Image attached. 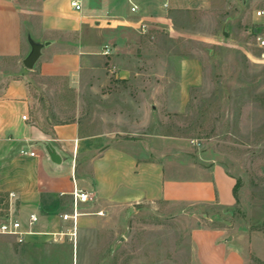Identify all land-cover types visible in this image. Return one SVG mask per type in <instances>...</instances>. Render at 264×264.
<instances>
[{
    "label": "rangeland",
    "instance_id": "1",
    "mask_svg": "<svg viewBox=\"0 0 264 264\" xmlns=\"http://www.w3.org/2000/svg\"><path fill=\"white\" fill-rule=\"evenodd\" d=\"M256 9L264 0H172L168 24L151 23L146 33L116 26L111 42L120 47L96 76H31L42 120L79 117L175 158L222 162L238 181L233 209L162 199L108 207L76 241L18 248L10 240V250L4 240L0 264H199L200 240L199 255L219 264L226 250L200 226L227 229L245 264H264V15Z\"/></svg>",
    "mask_w": 264,
    "mask_h": 264
},
{
    "label": "crops",
    "instance_id": "2",
    "mask_svg": "<svg viewBox=\"0 0 264 264\" xmlns=\"http://www.w3.org/2000/svg\"><path fill=\"white\" fill-rule=\"evenodd\" d=\"M71 1L0 0V221L18 220L22 231V240L19 235L0 234V246L4 240L10 250V240L19 243L18 248L65 236L76 241L79 230L101 223L104 209L140 200L233 209L239 199L233 193L237 179L222 162H194L180 152L175 158L150 145L149 139L124 137L118 129L94 130L79 117L42 120L35 105L41 98L33 97L31 76L69 83L96 76L120 47L111 42L116 26L133 28L129 21L139 18L171 21L163 13L172 0H78L80 10ZM131 3L137 11L130 10ZM29 39L43 44L31 69L23 65L31 50ZM47 146L54 148L59 162L51 160ZM74 181L91 199L79 204L73 229L71 220L61 215L71 212ZM31 213L37 220L29 224ZM205 229L215 234L213 243L226 250L219 264H245L227 229L200 226L195 231ZM193 245L198 263L207 264L205 254L199 255L205 247L202 241Z\"/></svg>",
    "mask_w": 264,
    "mask_h": 264
},
{
    "label": "built area",
    "instance_id": "3",
    "mask_svg": "<svg viewBox=\"0 0 264 264\" xmlns=\"http://www.w3.org/2000/svg\"><path fill=\"white\" fill-rule=\"evenodd\" d=\"M246 1V0H243ZM71 6L74 7L76 10H80L81 3L78 0H72ZM138 6L131 3L130 10L132 12L137 11ZM257 16L264 15V10L259 9L256 11ZM157 22L155 19H149V18H139L137 20H131L129 21V25L133 28H136L141 33H146L149 31L151 23ZM258 39V46L261 48H264V37L263 36H257ZM104 53H108V48L105 47ZM264 57V55L262 56ZM22 118H26V115H22ZM27 153V152H26ZM30 155H34V152H29ZM10 196H14V193L11 192ZM71 199H72V208L70 213H63L61 217L63 219H69L72 222V228L74 229L76 227V219L77 216L80 214L79 211V204L85 203L88 200L91 199L88 192L82 190L75 181L73 182L72 190H71ZM37 220V215L35 213H31L29 215V224H32ZM20 222L18 220L14 219H7L0 221V234H12V235H19L18 239L22 240L20 235L22 234V231L20 229ZM74 233V232H73Z\"/></svg>",
    "mask_w": 264,
    "mask_h": 264
},
{
    "label": "water",
    "instance_id": "4",
    "mask_svg": "<svg viewBox=\"0 0 264 264\" xmlns=\"http://www.w3.org/2000/svg\"><path fill=\"white\" fill-rule=\"evenodd\" d=\"M29 42L31 45V50L27 54V56L23 59V65L26 68L31 69L33 67L35 61L38 59V57L40 55V49H41L43 44L36 42V41H33L32 39H29ZM46 149H47L49 156L53 162H59L60 161L59 155H57V153H55V150L52 146H47ZM228 238L230 239L231 237L228 236Z\"/></svg>",
    "mask_w": 264,
    "mask_h": 264
},
{
    "label": "trees",
    "instance_id": "5",
    "mask_svg": "<svg viewBox=\"0 0 264 264\" xmlns=\"http://www.w3.org/2000/svg\"><path fill=\"white\" fill-rule=\"evenodd\" d=\"M237 188H238V181L236 180V183H235L234 188H233V193H234L236 198H237Z\"/></svg>",
    "mask_w": 264,
    "mask_h": 264
}]
</instances>
